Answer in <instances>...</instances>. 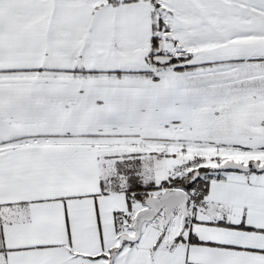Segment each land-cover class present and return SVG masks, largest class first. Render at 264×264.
<instances>
[{
  "label": "snow or ice",
  "instance_id": "obj_1",
  "mask_svg": "<svg viewBox=\"0 0 264 264\" xmlns=\"http://www.w3.org/2000/svg\"><path fill=\"white\" fill-rule=\"evenodd\" d=\"M0 264H264V0H0Z\"/></svg>",
  "mask_w": 264,
  "mask_h": 264
},
{
  "label": "rangeland",
  "instance_id": "obj_2",
  "mask_svg": "<svg viewBox=\"0 0 264 264\" xmlns=\"http://www.w3.org/2000/svg\"><path fill=\"white\" fill-rule=\"evenodd\" d=\"M115 159V172L116 175H123L126 177V186L128 185L130 179L132 176L138 177L139 176V157L135 156H122V157H116ZM112 183L111 186L113 187H119L117 183H115L116 177L111 178Z\"/></svg>",
  "mask_w": 264,
  "mask_h": 264
},
{
  "label": "trees",
  "instance_id": "obj_3",
  "mask_svg": "<svg viewBox=\"0 0 264 264\" xmlns=\"http://www.w3.org/2000/svg\"><path fill=\"white\" fill-rule=\"evenodd\" d=\"M147 187L148 185H145L140 178L132 176L128 185L124 188V191L127 195L134 196L136 193L145 190ZM113 189L116 190L117 187H114Z\"/></svg>",
  "mask_w": 264,
  "mask_h": 264
},
{
  "label": "crops",
  "instance_id": "obj_4",
  "mask_svg": "<svg viewBox=\"0 0 264 264\" xmlns=\"http://www.w3.org/2000/svg\"><path fill=\"white\" fill-rule=\"evenodd\" d=\"M135 156V157H139L138 154L136 153H128V154H118L116 157H122V156ZM114 157V158H116ZM114 188V187H113ZM114 190V189H113Z\"/></svg>",
  "mask_w": 264,
  "mask_h": 264
}]
</instances>
